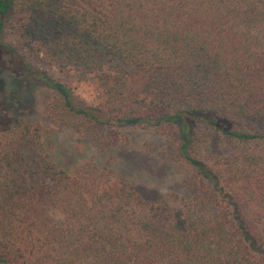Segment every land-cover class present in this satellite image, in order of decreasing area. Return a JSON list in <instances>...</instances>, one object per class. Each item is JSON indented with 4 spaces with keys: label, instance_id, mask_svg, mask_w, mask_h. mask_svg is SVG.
Wrapping results in <instances>:
<instances>
[{
    "label": "trees",
    "instance_id": "16d2710c",
    "mask_svg": "<svg viewBox=\"0 0 264 264\" xmlns=\"http://www.w3.org/2000/svg\"><path fill=\"white\" fill-rule=\"evenodd\" d=\"M0 0V40L81 142L145 126L184 168L149 199L94 161L70 174L44 127L0 131V264H264V2ZM97 85L80 105L41 67ZM58 211L56 219L52 211Z\"/></svg>",
    "mask_w": 264,
    "mask_h": 264
},
{
    "label": "rangeland",
    "instance_id": "374dc122",
    "mask_svg": "<svg viewBox=\"0 0 264 264\" xmlns=\"http://www.w3.org/2000/svg\"><path fill=\"white\" fill-rule=\"evenodd\" d=\"M15 38L16 35L7 31L0 40V131L10 120L19 117L40 122L48 153L70 174L77 173L82 164L94 161L149 199L178 193L184 168L174 162L166 136L155 128L123 127L118 129L115 140L100 144L90 140L81 142L70 129L54 123L46 113L53 93L36 74L26 70L20 57L4 46ZM41 71L68 83L78 104L90 107L96 104L98 90L93 81L77 83L71 73L50 66L41 67ZM51 213L54 218H60L58 211Z\"/></svg>",
    "mask_w": 264,
    "mask_h": 264
}]
</instances>
